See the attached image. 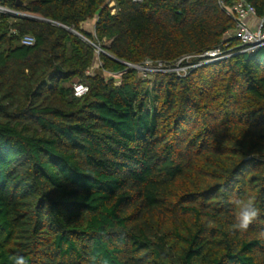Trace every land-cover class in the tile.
Returning a JSON list of instances; mask_svg holds the SVG:
<instances>
[{
  "label": "trees",
  "instance_id": "16d2710c",
  "mask_svg": "<svg viewBox=\"0 0 264 264\" xmlns=\"http://www.w3.org/2000/svg\"><path fill=\"white\" fill-rule=\"evenodd\" d=\"M0 4L50 21L0 15V264H264V47L185 77L123 64L222 46L218 0ZM248 196L260 216L233 231Z\"/></svg>",
  "mask_w": 264,
  "mask_h": 264
},
{
  "label": "built area",
  "instance_id": "2783aa9c",
  "mask_svg": "<svg viewBox=\"0 0 264 264\" xmlns=\"http://www.w3.org/2000/svg\"><path fill=\"white\" fill-rule=\"evenodd\" d=\"M134 1L142 2L143 0ZM218 2L220 8L235 24L234 29L226 33L224 44L202 55L186 56L182 58L178 62L176 68L172 70H166L163 64L158 63L157 67L161 66V68L152 70L153 74L173 71L180 77H185L191 70L221 62L238 54H251L264 47V18L258 17L256 9L247 0H232L231 2H229V0H218ZM111 4H114V2L112 1ZM0 15H8L15 18H30L34 20L38 18L11 10L1 4ZM12 34L16 35L17 31L12 30ZM233 41H236L237 45H233ZM35 43L36 40L32 36H24L21 39V45L23 46H33ZM96 49L98 54L103 52L99 47H96ZM128 67L141 69L139 66L133 65H128ZM180 67H182V69H177ZM150 71V69L146 70L145 75L151 73ZM88 91L89 89L86 85L77 84L74 86V93L78 98L86 95Z\"/></svg>",
  "mask_w": 264,
  "mask_h": 264
},
{
  "label": "clouds",
  "instance_id": "9594fccd",
  "mask_svg": "<svg viewBox=\"0 0 264 264\" xmlns=\"http://www.w3.org/2000/svg\"><path fill=\"white\" fill-rule=\"evenodd\" d=\"M231 203L235 207L236 217L235 223L232 225L233 231L241 233L247 232L250 225L260 216V209L256 206L254 197L248 196L246 198H234ZM260 237L264 238V231L259 233ZM12 264H27V260L22 255H15L10 257Z\"/></svg>",
  "mask_w": 264,
  "mask_h": 264
},
{
  "label": "rangeland",
  "instance_id": "374dc122",
  "mask_svg": "<svg viewBox=\"0 0 264 264\" xmlns=\"http://www.w3.org/2000/svg\"><path fill=\"white\" fill-rule=\"evenodd\" d=\"M110 7L112 8V13L115 14L116 12H115V8H114V4H110ZM85 29L87 31H89L90 33H93L94 32V22L91 21L90 24H89V26L87 28L85 27ZM105 46H109V42L105 43ZM99 66H100V62H99V56H98L97 59H96V63L94 65L93 69H92V72H93V70L97 69ZM139 67L141 68L140 70L139 69H134V68H130V69L136 70L138 72L139 76L141 78H143V79H148L149 78V77L147 78V76L145 75L146 74V70L150 69L151 70L150 71L151 73H148V74H153L152 70H157V69H160L161 68V66H158L157 67V64L155 65L154 63L145 64V65L139 66ZM177 69H182V67L177 68ZM105 74L108 77L115 78L117 84H119L121 82V77H122V74L121 73L120 74L105 73ZM182 74H184V73H182ZM151 78H152V76H151Z\"/></svg>",
  "mask_w": 264,
  "mask_h": 264
},
{
  "label": "water",
  "instance_id": "95a60500",
  "mask_svg": "<svg viewBox=\"0 0 264 264\" xmlns=\"http://www.w3.org/2000/svg\"><path fill=\"white\" fill-rule=\"evenodd\" d=\"M4 1H6V0H0V3H3ZM36 20H40V21H44V22H48V23H50V21L45 20V19H42V18H37ZM59 26H60V25H59ZM64 28H66V27H64ZM66 29H67L68 31L74 33L75 35H77V36L83 38V36H82L81 34L75 32V31H73V30H71V29H69V28H66ZM105 54L108 55L107 53H105ZM109 57H110V56H109ZM111 58H112V57H111ZM112 59H114V58H112ZM114 60L117 61V62H119V63H123V62L118 61V60H116V59H114ZM123 64L128 66V64H126V63H123Z\"/></svg>",
  "mask_w": 264,
  "mask_h": 264
},
{
  "label": "crops",
  "instance_id": "0c3cea01",
  "mask_svg": "<svg viewBox=\"0 0 264 264\" xmlns=\"http://www.w3.org/2000/svg\"><path fill=\"white\" fill-rule=\"evenodd\" d=\"M89 24H90V22H88L86 25H84L83 28H84L85 31H87V30L85 29V27L87 28V27L89 26ZM87 32H89V31H87Z\"/></svg>",
  "mask_w": 264,
  "mask_h": 264
}]
</instances>
